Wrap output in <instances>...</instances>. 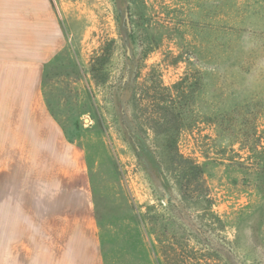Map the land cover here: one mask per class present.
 <instances>
[{
    "label": "rangeland",
    "instance_id": "1",
    "mask_svg": "<svg viewBox=\"0 0 264 264\" xmlns=\"http://www.w3.org/2000/svg\"><path fill=\"white\" fill-rule=\"evenodd\" d=\"M14 2L47 18L46 149L6 169L32 219L86 175L104 264H264V0Z\"/></svg>",
    "mask_w": 264,
    "mask_h": 264
},
{
    "label": "crops",
    "instance_id": "2",
    "mask_svg": "<svg viewBox=\"0 0 264 264\" xmlns=\"http://www.w3.org/2000/svg\"><path fill=\"white\" fill-rule=\"evenodd\" d=\"M14 1L0 0V264H104L86 175L35 180L37 222L30 178L6 173L15 151L47 145L46 6L16 22Z\"/></svg>",
    "mask_w": 264,
    "mask_h": 264
},
{
    "label": "trees",
    "instance_id": "3",
    "mask_svg": "<svg viewBox=\"0 0 264 264\" xmlns=\"http://www.w3.org/2000/svg\"><path fill=\"white\" fill-rule=\"evenodd\" d=\"M69 140V139H68Z\"/></svg>",
    "mask_w": 264,
    "mask_h": 264
},
{
    "label": "water",
    "instance_id": "4",
    "mask_svg": "<svg viewBox=\"0 0 264 264\" xmlns=\"http://www.w3.org/2000/svg\"><path fill=\"white\" fill-rule=\"evenodd\" d=\"M127 16V15H126Z\"/></svg>",
    "mask_w": 264,
    "mask_h": 264
}]
</instances>
